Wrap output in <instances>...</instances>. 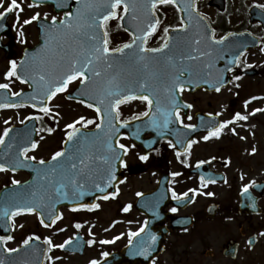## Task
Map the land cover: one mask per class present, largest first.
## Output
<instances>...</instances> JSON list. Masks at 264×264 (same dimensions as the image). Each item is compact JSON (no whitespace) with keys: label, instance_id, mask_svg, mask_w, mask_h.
Here are the masks:
<instances>
[{"label":"flooded vegetation","instance_id":"af4514ba","mask_svg":"<svg viewBox=\"0 0 264 264\" xmlns=\"http://www.w3.org/2000/svg\"><path fill=\"white\" fill-rule=\"evenodd\" d=\"M53 1L44 0L39 7L33 9L25 7L21 21L37 11L47 13L49 17L58 15L63 18L64 10L58 9ZM221 1H224L223 7L213 6L217 2L215 0H196V3L210 27L215 29L217 38L230 32L243 34L232 36L230 42L247 47L242 61L251 67L245 68L243 64L237 67L235 72H231V76L240 75L242 78L239 81L231 80V84L220 92H216L212 84L198 83V87L182 94L181 100L193 105L191 109L182 110L193 116L192 121L185 118V122L197 125L195 132L180 128L182 135L179 138L185 139V142L186 139L198 141L193 145L191 154L177 158L176 150L168 146V140L176 143L178 137L170 130L179 128V125H170V130H165V134L161 136L157 130L145 127L146 120L130 119L133 114L145 109L144 103L133 101L122 105L121 118L129 119L130 123L121 131L124 135L120 136V142L129 146L130 150L124 157L127 167H122L123 181L118 187L119 193L108 200L97 198L94 203L100 204L98 209L73 211L72 206H61L59 213L63 214V218L47 228L40 223L39 213L21 214L14 218V226L9 221V228L0 227V236L14 237L7 247L20 249L28 236H40V240L33 239L30 242L26 254L40 255L43 252L45 264H89L93 259L99 260L100 264H114L111 261L112 255L129 244L128 233L137 231L147 221L149 236L156 235L161 248L148 264H264V157L256 151L253 153L250 139L254 136L245 126L247 124L254 127L259 112L251 115L258 106L255 105L256 99L242 98L246 91L264 84V51L261 50L264 48V9L256 6L264 4V0L218 2ZM4 2L8 3L10 0ZM19 2L26 5L31 0ZM158 16L163 28L178 25L182 15L177 8H162ZM117 24L118 21L115 20L113 26L116 31L119 29ZM23 31L24 36L21 37L15 23V13L0 20V83L10 82L11 91H21L26 87L15 78L11 81L5 79L4 74L10 67V61H21L27 49L39 46L43 40L37 22L24 26ZM124 37L129 39V33H125ZM78 84V81L74 82L65 93H59L57 99L56 96L49 101V106L53 108L51 115L40 113L31 106L0 109V134L5 127L23 125L28 120L23 124L20 121L27 116H42L43 119L36 120L38 137L40 131L51 138L58 137L57 126L58 123L62 124V120L58 117L53 119L56 113L55 103L60 96L67 101L66 93ZM7 94L9 90L0 89L2 99ZM248 100L251 103L245 108V101ZM236 112L249 115L248 121L229 125L219 138L208 141L202 139L207 134V127L232 119ZM19 113L23 114L21 120L17 118ZM208 113L221 115L209 117ZM201 116L204 117L206 127H201ZM9 118L10 123L6 125L4 121ZM49 127L54 131L47 132ZM64 127L65 125L62 128ZM138 128L139 139L134 135ZM231 128L236 129V134L229 130ZM59 132L62 134V131ZM61 137L58 142L56 140L43 148L40 137L37 138L39 147L29 154L36 155L38 159H50L55 151L63 148L65 137ZM133 144L135 147H131ZM145 154L149 159L141 161L140 155ZM199 161L205 163L197 167ZM173 172H180L182 175L173 177ZM4 174L6 178L0 183V193L2 189L12 185V179L22 183L30 178L25 171L9 170ZM202 175L206 180H215V183L202 186ZM253 180L256 184L248 194H244L243 186ZM189 189L197 191L189 192L188 197L182 200L172 198V190L182 194ZM137 193L142 195L138 196ZM129 204L132 207L124 212L123 208ZM173 207L178 211L171 212ZM44 219L45 223H50L47 214ZM77 223L82 226L76 228ZM117 236L120 238L114 243H100L101 240H113ZM46 237H51L55 244L63 243L69 238L72 243L64 249L54 248L49 253L48 246L44 243ZM90 239H94L96 243L89 245L87 242ZM250 240L252 243H249ZM103 252H108L109 255L104 257L101 255ZM48 256L54 259L50 261ZM57 257L59 259H55ZM121 264L131 263L124 261ZM136 264L143 263L138 261Z\"/></svg>","mask_w":264,"mask_h":264},{"label":"snow or ice","instance_id":"6c2138e0","mask_svg":"<svg viewBox=\"0 0 264 264\" xmlns=\"http://www.w3.org/2000/svg\"><path fill=\"white\" fill-rule=\"evenodd\" d=\"M43 2L44 0H31L25 5L19 0H10L8 3L0 0V20L6 19L8 14L15 13V23L19 27L21 37L24 36V26L33 22H37L43 34L40 49L35 53L25 51L24 59L19 62L15 59L11 60L10 67L4 74L6 80L11 81L15 78L32 87L33 92L24 102L0 103V109L23 108L30 104L40 113L51 115L53 108L48 102L57 94L65 93L71 84L78 81V95L69 98L78 99L79 103L94 109L96 113V118L90 119L82 115L66 124L65 147L55 151L49 160L38 159L36 155L29 154L39 147V141L31 139L29 133L27 146L21 142L14 159L0 162V172L9 170L16 172L20 168L33 169L37 182V187L28 188L23 193H5L3 197L5 206L0 208V219L5 224L11 221L14 226L15 217L25 213H39L40 223L47 228L63 218V214L56 212L55 208L60 198L67 200L71 194L77 200H82L86 195L95 194L90 189L102 193L103 195L98 199L103 200H108L119 193V188L113 193H108L106 188L111 187L112 182L117 179V162L122 167H127L124 157L128 155L130 148L120 142V136L124 135L121 133V128L128 127L130 120L121 118L122 105L133 101L144 103L145 109L133 114L130 119L140 121L142 118H147L145 127L157 130L161 136L165 134V130H170V125H179V128L170 130L178 137L176 143L168 140V146L176 150L177 158L190 155L193 145L198 141L186 139L185 142V139L179 138L182 135L180 128L195 132L197 125L185 122V118L187 121H192L193 116L182 110L191 109L193 105L183 102L181 96L186 90L198 87V80L205 84L210 83L208 77L212 76L216 61L227 59L226 42L232 36L243 34L230 32L217 38L215 29L206 23L207 18L199 11L196 0H186V6L180 8V11L187 13V16L182 15L180 23L175 27H163V35L159 38L158 46L155 47L149 46V40L162 24L157 14L158 6L174 5L177 4V0H75L74 11L71 7L72 0H59L56 7L64 10L63 18L58 15L49 17L47 13L42 14L37 11L21 21L25 7L33 9ZM256 6L264 9V4ZM112 20H117V27L129 33L130 37L117 46H112L110 37L109 22ZM190 28L195 29L192 35L189 34ZM171 32H176L178 35L173 36ZM231 47L238 48L240 45L233 44ZM261 50L264 51V48ZM244 56L245 51L232 55L225 67L218 70L215 80L211 82L216 92H220L226 83L231 82L225 80V72H235V69L242 64L245 68L251 67L242 61ZM241 78L240 75H234L232 80L239 81ZM11 87L10 82L0 83V89L9 90L10 96L21 97L23 90L11 91ZM255 99L258 98H251V100ZM251 100L245 101V108ZM257 112H264V108L254 109L251 115ZM213 115L219 116L221 113H208L209 117ZM58 116L59 112H56L53 119ZM10 119H6L4 123L9 124ZM33 119L41 120L43 117L27 116L20 122L23 124L25 120ZM200 119L201 127H206L204 117L201 116ZM248 119L249 115L236 112L232 119L219 121L207 127V134L202 139L208 141L211 138H219L229 125ZM89 125H93L94 129H90ZM229 130L236 134L235 128ZM13 131L11 127L3 129V133L0 134V145L6 144V138ZM53 131L52 127L47 128V132ZM139 131L138 128L134 133L137 139H139ZM177 145L180 147L178 148ZM7 147L11 149L13 144L9 143ZM252 151L255 153V148ZM139 159L147 161L149 156L140 155ZM204 163L205 161H199L197 167ZM171 175L178 177L182 173L173 172ZM200 180L205 187L207 184L215 183V180H206L203 175ZM11 183L18 186L21 181L12 179ZM255 184L254 180L245 184L242 192L248 194ZM196 191L189 189L188 192L178 194L172 190V198L182 200L188 197L189 192ZM43 192L51 194L45 197ZM137 195L140 196L142 193ZM206 195L214 194L206 193ZM131 207L132 205L129 204L123 208V211L127 212ZM98 208H100L99 203H75L72 210ZM170 211L175 213L178 209L173 207ZM46 214L50 218V223H45ZM81 226L79 223L75 225L76 228ZM146 227L147 221L137 231L128 233L130 245L133 242L132 238L143 233ZM119 238L117 236L113 240H101L100 243H114ZM13 239L12 235L0 236V248L8 253L19 252V248L7 247L8 242ZM33 239L40 240L41 237L28 236L23 240V245L28 246ZM150 240L155 244L156 235H151ZM44 243L50 253L54 248L64 249L66 245L72 243V239L55 244L51 237H46ZM87 243L93 245L96 241L90 239ZM249 243L252 241L250 240ZM150 247L151 245L142 244L137 254L147 256ZM101 255L107 257L109 253L103 252ZM47 259L51 261L54 258L48 256ZM0 264H5V260L0 259ZM89 264H100V261L93 259Z\"/></svg>","mask_w":264,"mask_h":264},{"label":"rangeland","instance_id":"374dc122","mask_svg":"<svg viewBox=\"0 0 264 264\" xmlns=\"http://www.w3.org/2000/svg\"><path fill=\"white\" fill-rule=\"evenodd\" d=\"M248 91H246L243 94V97H242L243 99L245 98L251 99L252 97H256L254 95H260V94L264 95V93H261V92H264V84H260L258 88H254L253 90H250L249 92ZM60 97L61 98H59L56 101L58 104L55 103L56 104L55 110L56 112H59L58 118L62 120L61 121L62 124L66 125L68 123H71L82 115L83 116L85 115V117L90 118V119L94 117L95 111H90L89 109H86V108L85 110L84 108L81 107V105H76V106L75 104L72 105L70 102L65 101L63 96H60ZM262 98L264 99V96ZM256 101L257 103L255 105H258L257 108H264V100L260 101L259 99H256ZM21 116L23 117V114L19 113L17 115V118L21 120L22 118ZM15 117H16V113H15ZM255 120H256V123L254 124V127H250L247 124H245V126L246 128H248L249 133L254 136L253 138L250 139V145L252 149L255 148V151L261 154V157H264V112H259ZM62 124L58 123V126H59L58 129L60 130L62 129L61 127ZM56 137L57 136H53V138H51L47 133L45 132L42 133L40 135V142H42V148L48 144H53L52 142L56 140L58 142V140L62 138L59 131H58V137L57 138ZM4 178H5L4 176L3 177L0 176V182L3 181Z\"/></svg>","mask_w":264,"mask_h":264},{"label":"water","instance_id":"95a60500","mask_svg":"<svg viewBox=\"0 0 264 264\" xmlns=\"http://www.w3.org/2000/svg\"><path fill=\"white\" fill-rule=\"evenodd\" d=\"M179 2V4L182 6V7H185L186 6V0H177ZM221 47V46H220ZM119 174L117 173V176Z\"/></svg>","mask_w":264,"mask_h":264}]
</instances>
